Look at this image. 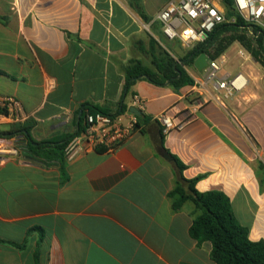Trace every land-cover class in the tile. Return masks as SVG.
<instances>
[{
  "label": "crops",
  "instance_id": "1",
  "mask_svg": "<svg viewBox=\"0 0 264 264\" xmlns=\"http://www.w3.org/2000/svg\"><path fill=\"white\" fill-rule=\"evenodd\" d=\"M169 1L141 0L148 25ZM0 18V97L19 102L16 116L0 114V131L26 123L34 142L47 143L0 165V264H215L210 243L189 234L195 205L172 208L175 173L154 141L156 117L168 109L183 125L164 134V147L185 165L183 177H200L201 193L220 189L249 239L264 241L256 161L264 165V96L246 71L238 72L247 87L229 107L193 103V84L174 90L140 79L126 105L143 99L144 132L113 152L65 161L58 146L83 128L81 105L119 109L123 68L141 60L135 43L149 50L152 37L175 59L188 50L144 37L147 24L130 0H0ZM151 27L163 36L158 23Z\"/></svg>",
  "mask_w": 264,
  "mask_h": 264
},
{
  "label": "trees",
  "instance_id": "2",
  "mask_svg": "<svg viewBox=\"0 0 264 264\" xmlns=\"http://www.w3.org/2000/svg\"><path fill=\"white\" fill-rule=\"evenodd\" d=\"M131 6L137 15L147 24L151 20L144 14L141 0H130ZM227 20L234 19L233 23L227 22L217 26L203 43L195 46L188 51L183 58L175 59L169 52L160 46L152 37H149V50L140 47L137 50L142 54L151 56L153 68L143 64L139 59L132 58L124 66L125 83L123 86V102L119 103V109L114 113L105 108L92 104H83L80 107V120H84V115L102 114L110 117H118L127 111L126 101L129 96L130 88L135 83L144 79L156 86H168L178 90L184 86L193 84V79L186 72L183 66H191L193 61L201 54L205 53L209 59H218L224 51L234 42L250 55L262 68H264V30L255 25L245 22L236 12L232 0H220ZM5 23V19L0 18ZM131 100V99H130ZM0 114L8 115L5 108L0 107ZM137 122L136 131L144 132L149 126L145 117L140 113L135 115ZM158 126V136L155 137V147L157 153L170 160L176 177V187L169 194L173 199L172 208L178 210L186 201H191L199 214L193 219L189 228L190 236L198 243L208 242L211 245L210 258L215 264H264V241H251L249 239V230L247 227L240 225L231 207L230 199L217 188L206 192H198L195 185L200 179H185L183 170L185 165L164 147V134L161 125L155 121ZM81 125L79 130L74 134L77 135L82 131ZM71 135L58 146L62 150L59 156L63 158V149L67 141L73 137ZM0 136L14 137L15 145L23 153L35 155L36 151L47 143H36L29 135V127L23 125L10 126L8 131H0ZM37 144V145H35ZM62 159H60V163ZM62 166V165H61ZM257 167L264 175V165L258 161ZM260 187L264 188V180H260ZM0 243H4L0 240Z\"/></svg>",
  "mask_w": 264,
  "mask_h": 264
},
{
  "label": "built area",
  "instance_id": "3",
  "mask_svg": "<svg viewBox=\"0 0 264 264\" xmlns=\"http://www.w3.org/2000/svg\"><path fill=\"white\" fill-rule=\"evenodd\" d=\"M237 14L247 23L264 30V0H232ZM235 20H227L220 0H170L149 24L158 23L163 36L168 41L178 42L182 48L190 51L195 46L206 41L211 32L219 25ZM186 72L193 79L194 89H197L193 103H202L207 98L214 99L224 106V100L231 98L247 86V78L241 73H225L218 75L221 65L217 59L207 56L206 67L198 71L200 76ZM191 95V91L189 92ZM207 94L208 97H205ZM221 94L222 97L219 95ZM144 101L136 96L129 107L136 108L140 113L144 109ZM0 107L12 115L19 109V102L14 97H0ZM128 107V108H129ZM172 110L163 111L156 121L163 128V134L170 130L181 128L182 122L174 123ZM16 116V115H15ZM137 119L127 109L126 117H110L102 114H85L83 129L71 137L63 149L65 161H70L89 150L103 149L113 152L123 145L136 131ZM19 149L14 137L0 136V165L8 158L16 156Z\"/></svg>",
  "mask_w": 264,
  "mask_h": 264
},
{
  "label": "rangeland",
  "instance_id": "4",
  "mask_svg": "<svg viewBox=\"0 0 264 264\" xmlns=\"http://www.w3.org/2000/svg\"><path fill=\"white\" fill-rule=\"evenodd\" d=\"M147 31H143L142 35L147 37V33L149 32L152 36H155L161 41V44L165 46L166 49L177 52V50H182L179 44L175 41H168L162 35H160L153 27L147 24ZM148 33V34H149ZM141 57V61L146 66L153 68L151 56L148 54H137ZM182 55V54H181ZM221 65V70L218 72V75H223L225 73H229L231 75L236 74L238 71H246L249 75V79H251V83L256 86L258 90V94L260 97L264 96V68L256 62L248 53L240 46L239 43H232L224 53L217 59ZM189 73L200 76L199 73L194 71V69L190 66H185ZM247 81H248V77ZM247 87V86H246ZM245 87V89H246ZM245 89L240 91L239 93H235L231 98L224 100V104L229 107L230 102H232L236 97H238L241 92H244ZM219 95V94H218ZM222 97V95H219ZM249 103V102H247ZM249 105V104H248ZM249 108V107H248ZM258 162V160H256Z\"/></svg>",
  "mask_w": 264,
  "mask_h": 264
},
{
  "label": "water",
  "instance_id": "5",
  "mask_svg": "<svg viewBox=\"0 0 264 264\" xmlns=\"http://www.w3.org/2000/svg\"><path fill=\"white\" fill-rule=\"evenodd\" d=\"M207 65V55L205 53H201L192 63V68L196 71H201L203 70ZM129 112L133 113L134 115H139L140 112L134 108V107H129L128 108ZM167 161H170L168 158L163 157Z\"/></svg>",
  "mask_w": 264,
  "mask_h": 264
}]
</instances>
